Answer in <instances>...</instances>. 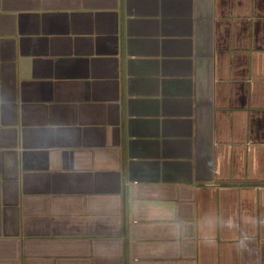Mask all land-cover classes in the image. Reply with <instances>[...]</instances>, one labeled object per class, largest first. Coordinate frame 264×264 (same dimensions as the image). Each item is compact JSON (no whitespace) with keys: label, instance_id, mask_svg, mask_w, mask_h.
Segmentation results:
<instances>
[{"label":"crops","instance_id":"1","mask_svg":"<svg viewBox=\"0 0 264 264\" xmlns=\"http://www.w3.org/2000/svg\"><path fill=\"white\" fill-rule=\"evenodd\" d=\"M0 264H264V0H0Z\"/></svg>","mask_w":264,"mask_h":264}]
</instances>
